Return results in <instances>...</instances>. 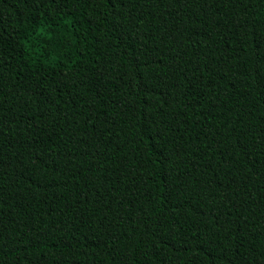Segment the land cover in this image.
I'll use <instances>...</instances> for the list:
<instances>
[{"label":"trees","instance_id":"16d2710c","mask_svg":"<svg viewBox=\"0 0 264 264\" xmlns=\"http://www.w3.org/2000/svg\"><path fill=\"white\" fill-rule=\"evenodd\" d=\"M0 264H264V0H0Z\"/></svg>","mask_w":264,"mask_h":264}]
</instances>
